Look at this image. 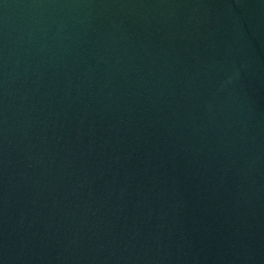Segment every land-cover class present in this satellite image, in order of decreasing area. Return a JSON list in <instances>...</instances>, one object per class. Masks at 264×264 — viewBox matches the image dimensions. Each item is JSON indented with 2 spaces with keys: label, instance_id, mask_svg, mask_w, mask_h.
Listing matches in <instances>:
<instances>
[{
  "label": "water",
  "instance_id": "obj_1",
  "mask_svg": "<svg viewBox=\"0 0 264 264\" xmlns=\"http://www.w3.org/2000/svg\"><path fill=\"white\" fill-rule=\"evenodd\" d=\"M0 264H264V0H0Z\"/></svg>",
  "mask_w": 264,
  "mask_h": 264
}]
</instances>
